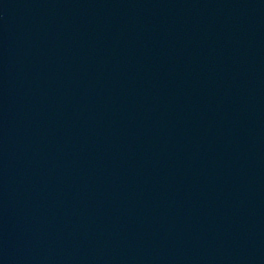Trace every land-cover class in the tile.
<instances>
[{
  "label": "water",
  "instance_id": "obj_1",
  "mask_svg": "<svg viewBox=\"0 0 264 264\" xmlns=\"http://www.w3.org/2000/svg\"><path fill=\"white\" fill-rule=\"evenodd\" d=\"M0 264H264V39L220 0H0Z\"/></svg>",
  "mask_w": 264,
  "mask_h": 264
}]
</instances>
